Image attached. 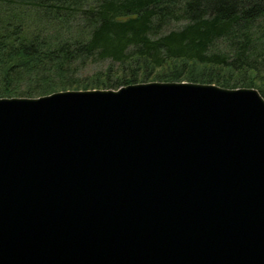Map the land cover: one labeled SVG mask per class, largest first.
<instances>
[{"label":"water","instance_id":"water-1","mask_svg":"<svg viewBox=\"0 0 264 264\" xmlns=\"http://www.w3.org/2000/svg\"><path fill=\"white\" fill-rule=\"evenodd\" d=\"M0 264H264V98L145 81L0 97Z\"/></svg>","mask_w":264,"mask_h":264},{"label":"trees","instance_id":"trees-1","mask_svg":"<svg viewBox=\"0 0 264 264\" xmlns=\"http://www.w3.org/2000/svg\"><path fill=\"white\" fill-rule=\"evenodd\" d=\"M171 21L183 24L165 30ZM89 61L106 63L76 78ZM147 80L248 86L264 98V0H0V97Z\"/></svg>","mask_w":264,"mask_h":264},{"label":"rangeland","instance_id":"rangeland-1","mask_svg":"<svg viewBox=\"0 0 264 264\" xmlns=\"http://www.w3.org/2000/svg\"><path fill=\"white\" fill-rule=\"evenodd\" d=\"M183 21H171L169 26L166 27L165 30L167 29H171V28H178L180 26H182ZM104 63H106L105 61H92V62H87L86 64H83L81 66H79L77 68V76L76 78L79 79H86L88 76L90 77V74H92L93 72L101 69L104 66ZM176 68H178V66H175L174 64L171 65H167V67L165 66L164 68L160 69V72H168L169 74L173 73V71L176 70ZM193 71H197V72H202L203 71V67L201 66H192L190 67V69ZM225 74H229L226 70H224ZM233 77L237 76L238 74L233 73L232 74ZM231 75V76H232ZM247 77L249 79L254 78V75L252 73H249V75H247ZM147 81H152V80H147ZM158 81H172V80H158ZM174 81H179V80H174ZM140 82H145V81H140ZM192 82H197V81H192ZM202 83H208V82H202ZM240 87V86H239ZM244 87H248V86H244ZM87 89H91V88H87ZM65 90V89H64Z\"/></svg>","mask_w":264,"mask_h":264}]
</instances>
